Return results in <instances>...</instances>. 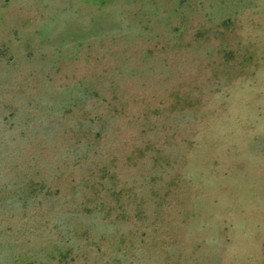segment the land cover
<instances>
[{
    "label": "rangeland",
    "instance_id": "rangeland-1",
    "mask_svg": "<svg viewBox=\"0 0 264 264\" xmlns=\"http://www.w3.org/2000/svg\"><path fill=\"white\" fill-rule=\"evenodd\" d=\"M0 264H264V0H0Z\"/></svg>",
    "mask_w": 264,
    "mask_h": 264
}]
</instances>
